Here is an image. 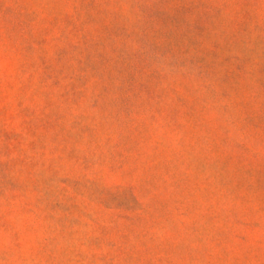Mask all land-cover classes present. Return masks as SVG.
<instances>
[{
  "label": "rangeland",
  "instance_id": "1",
  "mask_svg": "<svg viewBox=\"0 0 264 264\" xmlns=\"http://www.w3.org/2000/svg\"><path fill=\"white\" fill-rule=\"evenodd\" d=\"M0 264H264V0H0Z\"/></svg>",
  "mask_w": 264,
  "mask_h": 264
}]
</instances>
